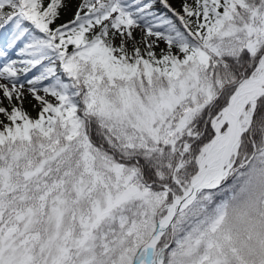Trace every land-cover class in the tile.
<instances>
[{"label":"snow or ice","instance_id":"6c2138e0","mask_svg":"<svg viewBox=\"0 0 264 264\" xmlns=\"http://www.w3.org/2000/svg\"><path fill=\"white\" fill-rule=\"evenodd\" d=\"M0 264H264V0H0Z\"/></svg>","mask_w":264,"mask_h":264}]
</instances>
